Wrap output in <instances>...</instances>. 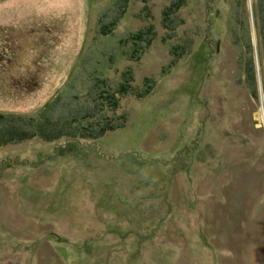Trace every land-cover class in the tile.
I'll list each match as a JSON object with an SVG mask.
<instances>
[{
  "label": "rangeland",
  "instance_id": "obj_1",
  "mask_svg": "<svg viewBox=\"0 0 264 264\" xmlns=\"http://www.w3.org/2000/svg\"><path fill=\"white\" fill-rule=\"evenodd\" d=\"M178 4L0 0V113L92 76L128 117L0 148V264H264V0Z\"/></svg>",
  "mask_w": 264,
  "mask_h": 264
},
{
  "label": "trees",
  "instance_id": "obj_2",
  "mask_svg": "<svg viewBox=\"0 0 264 264\" xmlns=\"http://www.w3.org/2000/svg\"><path fill=\"white\" fill-rule=\"evenodd\" d=\"M178 1L176 9L185 4V0ZM247 48L248 51L253 52L252 43L249 40ZM65 56L68 59L69 55L65 54ZM254 71L251 59L247 75L255 88ZM127 75L130 79L131 73H127ZM89 82L92 86L76 93L75 90L81 88V83L76 86L70 85L64 96L50 100L36 116L0 113V148L8 143L20 144L23 141L36 138L52 144L62 140L69 143L95 144L107 137L109 133L126 128L127 116L119 117L106 111V108L110 111L118 108L117 98H120L118 96L120 92L117 90L122 91L121 97L127 93L126 90L123 91V86L113 89L101 77L89 76ZM82 83L86 85L88 79H84ZM46 93L44 91L40 98L44 97Z\"/></svg>",
  "mask_w": 264,
  "mask_h": 264
},
{
  "label": "bare ground",
  "instance_id": "obj_3",
  "mask_svg": "<svg viewBox=\"0 0 264 264\" xmlns=\"http://www.w3.org/2000/svg\"><path fill=\"white\" fill-rule=\"evenodd\" d=\"M260 118L264 120V112L261 111Z\"/></svg>",
  "mask_w": 264,
  "mask_h": 264
},
{
  "label": "water",
  "instance_id": "obj_4",
  "mask_svg": "<svg viewBox=\"0 0 264 264\" xmlns=\"http://www.w3.org/2000/svg\"><path fill=\"white\" fill-rule=\"evenodd\" d=\"M257 60V59H256ZM255 64H256V69L259 70V65H258V62L255 61Z\"/></svg>",
  "mask_w": 264,
  "mask_h": 264
}]
</instances>
